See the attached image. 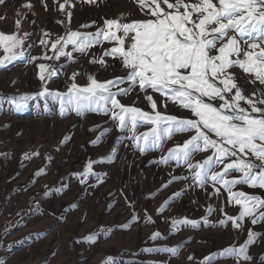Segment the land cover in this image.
Masks as SVG:
<instances>
[{
  "label": "rangeland",
  "instance_id": "rangeland-1",
  "mask_svg": "<svg viewBox=\"0 0 264 264\" xmlns=\"http://www.w3.org/2000/svg\"><path fill=\"white\" fill-rule=\"evenodd\" d=\"M26 3L32 8L22 7ZM70 4V8L66 5V11H72L69 27L73 31L94 32L106 18L124 16L125 22L143 18L137 0H95L94 4L70 0ZM17 10L24 15L18 17ZM18 18L22 32L31 35L23 49L17 51L29 59H41L0 67V97H27L24 102L28 105L25 111L16 112L9 111L4 104L0 111V260L4 264H264V222L253 226L245 218L241 229L233 228L231 222L220 226L225 214L238 216L240 212L239 205L229 202L223 187L216 186L220 188L219 194L212 182L198 187L183 162H161L170 149L182 145L194 132L165 135L156 147L141 151L137 140L140 148H147L143 134L150 133L153 126L140 124L133 129L129 124L127 130L121 131L110 114L88 111L82 115L75 112L61 115L58 100L49 99L45 108V99L36 95L44 88L53 94H65L73 82L86 85L89 75L99 81L124 75L119 62L111 57H105L109 65L106 70L99 63H89L112 44L102 42L89 49L87 55L72 52L71 58L45 60L42 58L45 52L50 57L54 52L50 45L49 49L40 45L43 34L47 32L51 41H55L66 31L63 24L57 23L65 19L57 0H7L6 6H0V32L15 33ZM93 21L95 24L90 28L80 27ZM65 51H72V46L68 45ZM4 55L0 47V58ZM39 63L49 65L56 75L42 82L36 66ZM74 72L78 76L72 81ZM258 88H261L258 82L249 85L247 94ZM159 99L160 111L190 118L187 110L171 101L164 108V99ZM121 101L144 111L151 110L142 93H131ZM65 136L69 139L61 144ZM147 139L150 141L152 136ZM33 152L38 155L22 159L25 153ZM208 155L211 150L196 152L192 163L203 161ZM89 161L94 162L93 172L102 178L101 183L96 176L89 175L82 184L81 177L76 175L84 171ZM220 168L222 165L214 170ZM40 169L46 171L33 181V174ZM239 175L232 173L228 178ZM185 176L189 179H179ZM62 184L67 187L61 194L58 190ZM182 189L178 199H170ZM233 191L264 198V189L247 185H236ZM37 203L39 213L35 211ZM184 218L200 221V226L194 229L185 225ZM203 218L209 221V226L204 225ZM173 220L181 222L177 228L171 226ZM249 228L261 234L249 246L250 260L222 253L223 249L243 244ZM157 232L160 235L154 237ZM92 233L96 234L95 242L88 239ZM165 248L178 251L173 255L162 251Z\"/></svg>",
  "mask_w": 264,
  "mask_h": 264
},
{
  "label": "snow or ice",
  "instance_id": "snow-or-ice-1",
  "mask_svg": "<svg viewBox=\"0 0 264 264\" xmlns=\"http://www.w3.org/2000/svg\"><path fill=\"white\" fill-rule=\"evenodd\" d=\"M84 2L94 4L95 0ZM137 2L143 18L127 22L124 16L106 18L103 26L96 31L82 32L69 27L72 11H66V5L71 7L70 0H64L63 3L57 0L58 10L65 15V19L57 23L65 26V35L51 41L45 32L39 43L45 49H49L50 45L54 56L50 57L45 52L42 58H71L72 52L87 55L94 46L109 42L112 46L106 48L99 58L93 57L89 63H99L100 68L106 70L109 65L105 57H111L113 61L119 62L125 74L106 81H99L89 75L86 85L80 86L73 82L65 94H53L44 88L36 95L45 99V108L49 99L58 100L61 115L69 112L82 115L88 111L110 114L121 131L127 130L129 124L133 129L140 124L153 126L150 133L143 134L147 148H140L137 140V147L141 151L156 147L165 135L171 137L175 133L194 132L182 145L170 149L161 162H183L198 187H205L212 182L217 194L220 188L216 186L223 187L228 193L229 202L234 201L239 205L240 212L238 216L225 214V218L219 221L220 226L231 222L233 228L241 229L245 218L253 226L264 222V198L233 191L240 184L264 189V0ZM6 4L7 0H0V6ZM22 7L31 9L32 5L26 3ZM23 15L17 10L18 17ZM15 24V33L9 35L0 32V47L5 53L0 58V67L6 68L17 61L30 63L41 59H29L22 51H17L23 49L31 34L22 32L21 19L18 18ZM94 24L95 21L80 27L90 28ZM68 45L72 46V51L66 52ZM36 66L40 70L39 79L42 82L56 75V71L50 70L46 63ZM77 76L78 73L74 72L70 79L75 81ZM257 82L261 88L247 94V87ZM131 93H142L151 110L144 111L122 103L121 98ZM157 94L158 98H154ZM159 98L164 99V108L167 107V101H171L187 110L190 118L160 111ZM26 99L23 96L0 97V111L4 104L8 105L9 111H25L28 107L24 102ZM149 135L152 136L150 141L147 139ZM68 139L65 136L60 143ZM100 139L98 137L97 141ZM209 150L211 155L206 159L192 163V156L196 152ZM34 155L38 153H25L22 159L30 160ZM93 163L89 161L84 171L76 174L81 177L82 184L86 183L89 175L96 176L98 183L102 182V178L93 172ZM220 165L222 168L219 171L214 170ZM45 171L40 169L34 173L33 181ZM232 173L240 175L229 179ZM175 179L178 177H173ZM179 179L188 180L189 177ZM66 187L62 184L58 191L62 194ZM183 191L175 192L170 199H178ZM44 195L47 196L48 192L45 191ZM35 211L39 213L38 203ZM179 223L173 220L171 226L177 228ZM182 223L195 229L201 222L184 218ZM203 223L209 226L206 218H203ZM159 235L158 232L153 234L154 237ZM260 236V233L249 228L243 244L239 247L230 246L223 249L222 253L248 261L251 259L248 255L249 246L255 244ZM88 239L95 242L96 234H89ZM162 251L175 255L178 249L165 248ZM107 259L111 261L112 258ZM0 264H4V261L0 260Z\"/></svg>",
  "mask_w": 264,
  "mask_h": 264
},
{
  "label": "trees",
  "instance_id": "trees-1",
  "mask_svg": "<svg viewBox=\"0 0 264 264\" xmlns=\"http://www.w3.org/2000/svg\"><path fill=\"white\" fill-rule=\"evenodd\" d=\"M23 63H24V62H22V63H19V64H21V65H22Z\"/></svg>",
  "mask_w": 264,
  "mask_h": 264
}]
</instances>
